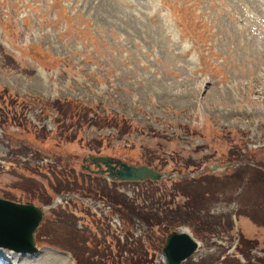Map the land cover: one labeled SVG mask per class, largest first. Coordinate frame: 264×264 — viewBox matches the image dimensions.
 <instances>
[{
  "label": "rangeland",
  "instance_id": "obj_1",
  "mask_svg": "<svg viewBox=\"0 0 264 264\" xmlns=\"http://www.w3.org/2000/svg\"><path fill=\"white\" fill-rule=\"evenodd\" d=\"M142 1L0 0V198L43 209L38 251L0 257L136 264L138 254L117 251L134 237L147 263L162 264L170 227L119 207L118 230L76 203L54 209L51 180L29 176L30 164L44 175L50 157L78 175L98 153L152 160L170 175L118 183L129 213L153 201L163 210L198 203L182 211L190 227L173 228L199 244L183 264H264V0ZM207 176L217 180L205 184Z\"/></svg>",
  "mask_w": 264,
  "mask_h": 264
},
{
  "label": "water",
  "instance_id": "obj_2",
  "mask_svg": "<svg viewBox=\"0 0 264 264\" xmlns=\"http://www.w3.org/2000/svg\"><path fill=\"white\" fill-rule=\"evenodd\" d=\"M99 171L112 180L139 182L162 179L159 172L147 166H132L108 157H96L91 160ZM104 166L105 169H101ZM213 171V169H211ZM43 217V209L32 204H19L0 198V248L16 253L37 251L33 234ZM198 244L187 233L172 232L165 240L163 248L164 264H181L197 249Z\"/></svg>",
  "mask_w": 264,
  "mask_h": 264
},
{
  "label": "trees",
  "instance_id": "obj_3",
  "mask_svg": "<svg viewBox=\"0 0 264 264\" xmlns=\"http://www.w3.org/2000/svg\"><path fill=\"white\" fill-rule=\"evenodd\" d=\"M72 126L70 125L69 129ZM147 165L152 166L154 165L152 160H148L145 162ZM72 169H69V165H62L59 170H50L52 173L51 178H47L44 175H41L38 172H33V170H30L32 173L37 174L38 176L42 177L44 180L50 179L52 184L54 185L53 188H51V191L53 193H61L64 191H74L77 190L78 187L81 190H85L87 193L94 196L100 195L101 197H106V199L113 204L116 207H119L120 210L126 211V214L132 215L134 217H139L143 223H145L148 227H151L153 224L155 225H165L167 227H170V230L172 231L174 227L179 225H188L190 227V224L188 221H184L182 217V211L183 210H190L196 206H198V203L193 199V197L190 199V203L193 204V206L190 207L189 204H187V208L181 209L182 206H178L176 209H160L158 207H155V202L153 201L150 203L149 206H140L141 211H136L135 213H129L128 207L129 204L127 201L121 196L122 194L118 193L115 190L116 183H113V188H109L105 181L102 180L103 178L100 176H93L85 172H79L77 175L76 173H71ZM261 171V170H259ZM264 172V170L262 171ZM259 172L257 170H253V176L258 174ZM260 174V173H259ZM237 175V174H236ZM252 176V177H253ZM260 176H263V174H260ZM213 180H217L215 177L207 176L203 181H205V184L211 183ZM239 178V176H237ZM233 179V176H232ZM242 184L247 185V183H243V178H241ZM80 183V184H79ZM200 183V182H199ZM149 184H152L149 182ZM221 186V183H220ZM209 194V191H205L202 194ZM153 197V194H151L147 199H150ZM144 210H148L149 212L144 213ZM146 226V227H147ZM149 229V228H148ZM151 240V236L149 237ZM154 240V239H153ZM155 241V240H154ZM98 245V244H97ZM152 246V245H151ZM117 251L119 255L121 256L122 252L128 251L131 254H138L140 257V260L136 262V264H149L147 263L148 249L143 245L140 239H132L129 248L125 245H121L120 243L117 244ZM154 248V246H152ZM243 252V251H242Z\"/></svg>",
  "mask_w": 264,
  "mask_h": 264
},
{
  "label": "bare ground",
  "instance_id": "obj_4",
  "mask_svg": "<svg viewBox=\"0 0 264 264\" xmlns=\"http://www.w3.org/2000/svg\"><path fill=\"white\" fill-rule=\"evenodd\" d=\"M143 1H144V0H143ZM143 1H142V2H143ZM146 1H147V0H146ZM145 3H146V2H145ZM147 3H149V2H147ZM142 4H144V3H142ZM153 4H154V3H153ZM153 4H152V5H153ZM144 5H146V4H144ZM154 5H155V4H154ZM148 6H149V5H148ZM146 7H147V6H146ZM151 7H152V6H151ZM152 9H153V8H152ZM155 9H156V8H155ZM157 10H158V9H156V11H157ZM156 11H155V12H156ZM157 13H158V12H157ZM157 15H158V14H157ZM162 18H163V17H162ZM180 232H181V233H188V230L182 228V229L180 230ZM10 252H11V251H10ZM10 252H9V253H10ZM10 254H11V255H14V256H18L17 253H10ZM22 255H27V256H28V255H32V254H22ZM30 259H31V258H30ZM20 264H25V263H20ZM27 264H28V263H27Z\"/></svg>",
  "mask_w": 264,
  "mask_h": 264
}]
</instances>
